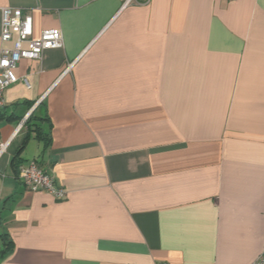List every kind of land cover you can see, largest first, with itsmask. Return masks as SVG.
I'll use <instances>...</instances> for the list:
<instances>
[{"label": "crops", "instance_id": "crops-1", "mask_svg": "<svg viewBox=\"0 0 264 264\" xmlns=\"http://www.w3.org/2000/svg\"><path fill=\"white\" fill-rule=\"evenodd\" d=\"M123 1L0 0V18L20 8L33 37L63 41L22 58L27 84L3 92L0 264H251L264 255V0ZM15 157L65 197L29 190Z\"/></svg>", "mask_w": 264, "mask_h": 264}, {"label": "built area", "instance_id": "built-area-1", "mask_svg": "<svg viewBox=\"0 0 264 264\" xmlns=\"http://www.w3.org/2000/svg\"><path fill=\"white\" fill-rule=\"evenodd\" d=\"M131 0L123 1L124 4ZM231 1V0H223ZM20 8H1L0 26V108L4 104V90L19 80L27 84L25 76L17 77L14 68L22 58L40 60L44 50L60 48L63 45L62 33L59 28L42 30L37 37H33L32 18ZM11 42L12 46L6 43ZM29 115V114H27ZM27 115L19 123L25 122ZM6 143H0V152L5 149ZM29 190H45L55 198L65 197L64 188L57 185L53 176L43 169L36 159L28 161L17 168V177ZM251 264H264V255Z\"/></svg>", "mask_w": 264, "mask_h": 264}, {"label": "trees", "instance_id": "trees-1", "mask_svg": "<svg viewBox=\"0 0 264 264\" xmlns=\"http://www.w3.org/2000/svg\"><path fill=\"white\" fill-rule=\"evenodd\" d=\"M31 113L29 115H27V118L25 120V124H28V120L30 117ZM41 139H45L44 137L38 136ZM15 162V164H14ZM20 162V159L15 157V160L13 161V164L15 166V171H16V176H17V164ZM12 245V241L10 239L7 238V236L5 234H1L0 235V256H2L3 254H5Z\"/></svg>", "mask_w": 264, "mask_h": 264}]
</instances>
